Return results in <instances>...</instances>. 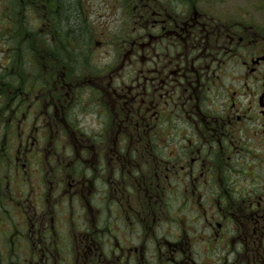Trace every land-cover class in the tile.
<instances>
[{
  "label": "flooded vegetation",
  "instance_id": "obj_1",
  "mask_svg": "<svg viewBox=\"0 0 264 264\" xmlns=\"http://www.w3.org/2000/svg\"><path fill=\"white\" fill-rule=\"evenodd\" d=\"M16 1L0 264H264V0Z\"/></svg>",
  "mask_w": 264,
  "mask_h": 264
},
{
  "label": "rangeland",
  "instance_id": "obj_2",
  "mask_svg": "<svg viewBox=\"0 0 264 264\" xmlns=\"http://www.w3.org/2000/svg\"><path fill=\"white\" fill-rule=\"evenodd\" d=\"M6 1L7 0H0V63L9 60V56L14 66L24 67L26 77H29V75L39 76L43 71V67L40 63L45 59L48 60L49 55L46 49H39L41 43L37 40L36 36L32 33H30V35L27 34L26 28L32 30L35 21L32 19L22 21L20 19V31L15 33L13 27L10 30L11 24L9 23H6V28H4V22H1V16L6 13ZM2 30L5 31V35L1 34ZM42 40L45 44H49L48 36H45ZM37 50L39 53H36ZM34 61L35 63H30ZM46 70L49 71L48 66Z\"/></svg>",
  "mask_w": 264,
  "mask_h": 264
},
{
  "label": "trees",
  "instance_id": "obj_3",
  "mask_svg": "<svg viewBox=\"0 0 264 264\" xmlns=\"http://www.w3.org/2000/svg\"><path fill=\"white\" fill-rule=\"evenodd\" d=\"M68 15H69L68 18H67L68 25L71 26L72 31L77 32V34H79L80 33L78 31V28H79V25H78L79 17L77 15V13L75 11H71Z\"/></svg>",
  "mask_w": 264,
  "mask_h": 264
}]
</instances>
